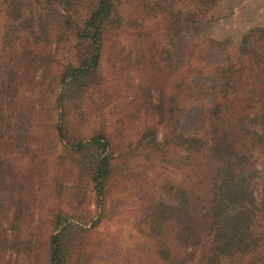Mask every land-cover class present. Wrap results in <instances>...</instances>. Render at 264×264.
<instances>
[{
    "label": "trees",
    "instance_id": "1",
    "mask_svg": "<svg viewBox=\"0 0 264 264\" xmlns=\"http://www.w3.org/2000/svg\"><path fill=\"white\" fill-rule=\"evenodd\" d=\"M219 1L0 0V264H94L103 243L95 264H264V29L205 60ZM110 31L145 47L138 64L164 62L151 102L161 138L153 125L124 144L85 132ZM116 185L136 225L98 237ZM89 192L102 211L86 226Z\"/></svg>",
    "mask_w": 264,
    "mask_h": 264
},
{
    "label": "rangeland",
    "instance_id": "2",
    "mask_svg": "<svg viewBox=\"0 0 264 264\" xmlns=\"http://www.w3.org/2000/svg\"><path fill=\"white\" fill-rule=\"evenodd\" d=\"M161 19H155V26L162 27L160 22H163V20ZM257 28L264 29V0H220L214 9V20L201 39V54L203 53L205 60L210 61L233 58L238 54L240 46L248 39L251 31ZM126 32L120 31L118 33L110 31L108 35L109 40L104 47L100 68L104 80H101V84L96 89L89 90L85 96L87 99L85 107L89 109L87 110L89 113L87 120L90 121V123L84 126L85 132L92 134L96 130L104 128L105 131L112 135L116 144H124L128 141L137 140L140 133L152 125L155 128L157 126L159 138H161L164 130L158 124V117L151 106V102H157V95L160 90L155 80L160 74L165 75L163 72L164 62L158 64L156 69L152 67L148 68L146 61H143L144 59L138 64L137 59L145 53L146 49L141 45L134 46L130 39L131 37L126 35ZM120 34L122 35L121 38L126 40V42L125 44L115 45L112 41L118 40ZM155 37L158 39V41L155 39L156 42L164 41L162 43L165 45L164 48L171 46L168 43V36H162L159 33L157 35L154 32ZM3 51V49L0 50V57H2L0 62L5 63L7 59L3 58ZM58 55L71 59L65 50H61ZM180 55L182 56V54ZM183 59L185 58L183 57ZM178 62L180 64L184 60L178 58ZM178 65L175 66V72L177 68L178 70H182L181 65ZM154 71L157 72L156 75H152ZM177 75H180V71H178ZM161 79L164 80L165 78ZM151 86L153 90L155 88L158 90L153 92L152 98L143 95L142 92ZM170 90L171 87L167 86L166 89L165 85V92H169ZM93 97L94 100L92 99ZM91 101L95 103H90ZM4 122V115L0 112V132ZM135 167L137 168L136 165ZM127 187L130 188L129 183ZM115 189H117L116 192ZM119 189L117 185L109 189L110 194L106 198V207L103 209L101 220L96 225L95 232L101 233L97 235L98 237L101 235L103 238L105 236L118 235L121 232L133 230V227L136 225L137 218L135 211L138 210V207L132 201L134 197L130 193L131 190L129 194L127 192L125 194L124 192L120 193ZM89 195L87 211L89 220L85 223L86 226H91L102 211L98 206L94 192H89ZM103 244L105 247L110 246L108 243ZM103 244L97 248L95 246L92 257L94 264L106 256Z\"/></svg>",
    "mask_w": 264,
    "mask_h": 264
}]
</instances>
